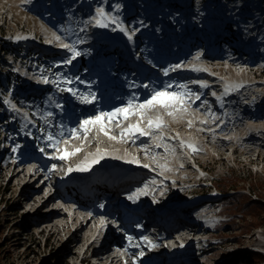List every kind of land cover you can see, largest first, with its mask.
<instances>
[{"label": "rangeland", "instance_id": "obj_1", "mask_svg": "<svg viewBox=\"0 0 264 264\" xmlns=\"http://www.w3.org/2000/svg\"><path fill=\"white\" fill-rule=\"evenodd\" d=\"M114 1L116 0H113V3H116ZM189 1L193 2L196 8L200 5V0ZM14 2L15 0H0V26L3 20H6L4 17L8 11L18 13ZM220 4L228 6L224 13L232 14L237 22L246 21L251 15L264 16V0H222ZM147 5L151 8L150 3ZM215 12H218L217 9ZM2 26L4 28L2 27L1 31L6 33L7 38L4 43L0 41V96L11 97L17 91L14 84L17 73L25 74V70L20 68L19 61H16V50H20L19 43L12 41L19 36L20 30L23 34L36 32L37 24L33 18L24 19L23 16L19 24L15 22L13 25L7 21ZM20 56H23V53ZM243 74V72L239 73L243 79L251 77L250 74ZM257 82L261 84L239 87L236 93L249 95L244 103L235 101L232 112L227 115L228 118L215 126L218 132H214L213 127L206 126L204 128L207 132L206 136H198L197 130H192V127L184 123L181 115L168 117L163 121L165 126L155 129L150 135L151 139L155 138L154 145L161 143L160 149L164 150L152 152L149 148L148 152L143 151L138 158L142 165L151 164V168L155 169L157 166L161 169L160 176L163 181L155 179L161 186L152 189H155L154 191L157 189L159 195L149 197L152 200L160 199L164 203L173 202V207L178 208L169 219L171 220L169 229L183 221L198 225L195 228L196 234L192 235L196 244L190 247V256L178 260L175 264H229L238 256L253 252L251 249H264V220L261 219H264V214L259 216L255 224L249 215L241 216L227 212L220 201L222 195L212 188L210 183L218 182L220 178L229 174L235 175L241 181L239 185L244 186L241 192L245 197L242 200L246 202L252 199L264 204V117H252L249 114L251 109L264 106L261 104L264 100V80ZM2 109L0 116L4 114L7 117L11 113L10 107L5 109L8 113ZM214 117L218 119L220 116L216 113ZM251 122H255V126H252ZM167 123L171 129L166 125ZM24 128L15 132L9 127L8 121L6 124H0V141L12 139L14 142L17 141V138L23 134ZM238 128L245 129L246 133L255 130L257 133L250 134L254 140H246V134L240 132ZM172 130L180 134L187 150L186 145L195 146L197 151H191V155L196 159L200 172L189 167L176 169L172 162L174 159L190 161V158L182 151L177 152L176 147L174 151L165 150V145L170 148L174 146V141L167 140L171 137ZM159 137H163V140L158 139ZM10 146L11 144H7L6 147ZM6 147L0 149V264H105L109 258L111 259V255L104 257L102 262L97 258L99 256L88 258L92 248L89 250L85 248L89 244L87 239L94 229L95 220H91L88 228L79 231L90 218L89 214L77 205L79 201L77 198L70 202L54 198L57 201L55 204L50 202L45 208L37 210L51 194L50 187L47 185L43 190L36 192L42 181L32 185L35 176L27 180L26 176L29 172L24 169V173H18L23 167L11 162L10 155L3 153ZM130 148L135 149L131 146ZM180 148L182 149L181 145ZM252 149L254 152L250 151ZM77 157L80 158V154L76 155L74 160ZM161 165L166 166L167 170H163ZM14 167L16 169L13 172ZM151 181L152 179L148 178L140 187L147 186ZM260 185L263 188L259 189ZM140 191L143 192L142 189ZM130 195L134 196V193ZM62 203H67L70 211L67 207L63 208L62 213L66 217L57 216L54 220L55 225L51 228V223H48L49 216L58 205L62 206ZM72 205L77 208L74 213L70 209ZM73 216H76L77 221L71 224ZM117 245L119 244H113L112 247ZM123 247L126 249L125 245ZM136 254L131 257L128 264H140V262L143 264L148 259L147 250ZM143 255L146 256L144 259ZM83 257H87L88 260L83 261ZM121 258L124 261V255ZM160 260L162 264H170L163 258ZM259 264H264V261Z\"/></svg>", "mask_w": 264, "mask_h": 264}, {"label": "bare ground", "instance_id": "obj_2", "mask_svg": "<svg viewBox=\"0 0 264 264\" xmlns=\"http://www.w3.org/2000/svg\"><path fill=\"white\" fill-rule=\"evenodd\" d=\"M38 1H41V0H38ZM124 1L125 0H116V1H114V2H116V3H114V5L107 4L106 7H108V9H106L104 6H101V8H98L96 10L95 16H92V18L89 17L90 19L88 18V19H86V21L81 20L79 17H77L76 11H67L65 13H59V15L63 14V16H66V20H67V23H65L66 25L63 26L66 28L65 34H67L65 36V38L63 37L64 39L58 43L53 42V41H49V40L46 41L45 43H41L40 41L38 42L37 38L30 37L29 43H33V45H32V48H29V49L37 48L36 50H43L44 52L41 53V55H40L41 57H47L49 55L50 56L53 55L54 53H59L60 55L55 57L51 61L65 62V61L71 60V63H72V61H73V59H71L73 57L72 53L69 52L68 49L63 46L65 44H69L75 48V51L78 54L83 49L84 50L86 49L87 50L86 54L89 57V63H91L93 61V59L97 61L99 58V56H97V57L92 56L93 54H95L94 50L96 47L95 44L97 42H99V43L103 42V43H106L112 47L118 44V45H120V47H119L120 51L119 52L122 53L123 59L125 60V58H129L128 61L129 62L131 61V67H133V68L136 67L135 61L132 59L131 53H130V45H131L130 42H131V40L129 38H127L125 30L121 25L123 23V19L121 16L122 14L119 13V9H121V5L123 6ZM113 6H116V8L111 11L110 16H108L106 14V16L104 15V18L102 17L103 19L99 16L100 14L98 13V10L102 9V10H108L109 11V9ZM76 7H77L76 9L80 8V6H76ZM49 19H51V18L49 17ZM164 19L165 18H162V21ZM41 21L44 22L43 20H41ZM90 24H92V27L94 26L93 30L91 32L90 31L85 32V30L87 29L88 26H90ZM101 25H103V26H101ZM57 31L64 32V29H61V27H59V29ZM96 34H98L99 40L96 42L95 41L91 42V39L93 37H95L92 35H96ZM58 44H61V45L58 46ZM140 46H141V43H139L138 47H140ZM77 56L78 55H76L75 58H77ZM43 62H45L46 68H49L53 65L51 63H50V65L47 64V62H49V60H47V61L43 60ZM71 63H67V66L69 67V69H68L69 71H67V73H69V74L71 72L70 69L73 66ZM111 63H112L111 61L103 62V66L101 67V69H103V72H101L99 75V80L102 81L103 83L107 84V88L109 90H106V91H110V93H109L110 96H109V94L106 95V97H108V99H107L106 106H104V110H102V111H110L112 109L111 104L114 102L112 98H113V95L115 93L130 96V98L127 100V99L120 98V96L118 95V97H117L118 101L121 103L119 105V107L126 104L133 97L136 98L134 102H140L146 96L151 95L148 92L143 91L139 84H133V83L128 84L127 82H129V81H127V80L123 81L124 82L123 86L118 87L119 84H117V81L119 78H117L116 74H114V73L112 74L113 67H112ZM89 68L91 69L90 70L91 74H93V73L97 74L98 70L95 69V66L91 67V65L89 64ZM179 75H182V74H179ZM175 76L176 75H171L168 77V79L171 80ZM96 79H98V76H96ZM60 81H62V80H60ZM164 81H165V84H167L168 80H164ZM57 82H59V81L57 80ZM93 82L94 81H92V83ZM74 83H75V81H71L70 85L67 86L66 88L70 89L69 87H71V85ZM76 85H78L80 89H85V91L91 90L89 88L90 86L89 85L87 86V84H85L84 81L83 82L77 81ZM226 85H229V83H227ZM95 87H96V90L101 89V86H99V85H95ZM111 88H114L116 90H111ZM178 90L183 92L182 88H179ZM232 91L235 92L236 89L234 88ZM238 94H239V92H237L236 95L232 99L233 100L236 99V101H238V102L240 101L241 103H244L247 96L249 95L248 93L247 94L246 93H240L239 97H238ZM263 105H264V103H263ZM65 111L66 110H65V107L63 105L60 107V110H58L55 107L51 108L50 103H47L44 107H42L39 110L40 113L45 114L47 120L50 121L51 123L53 122V116H56L59 114V116L61 118V128L59 129L60 132H62L66 128V123L64 121H65L66 117L68 116V113ZM22 113L23 114H21L20 111L16 112L17 116L26 117V113H24V112H22ZM164 113L165 112H163V109H155L151 112H148L147 116H150V117L159 116L162 118V120H165ZM122 120L123 119H120L119 126H117L115 122H113L112 124L109 125L110 135L117 136L118 140H110L108 137L99 133L96 129H93L91 132L88 133L87 139H85L86 143L83 141V138H84L83 134H79V138L71 139L70 141L72 142V145L69 142L67 144V146L69 147V149H73V148L76 149L79 146L81 147L80 148L81 150L78 153L82 154V151H83V154L81 155L82 162H84L86 159L91 160L93 158V156L95 154H97V152L99 151V153L103 154V159H101L99 163L93 164L92 166L95 167L94 169L96 171L101 169L104 172H106V174L109 176L111 171H110V169H108V167L110 166V163L115 164V161H113V159L110 158L111 154L118 153L117 155H119L123 151L124 153L122 155L124 157L131 158V157H135L134 155H137V153H138L137 148H135L134 150L130 148L131 143L133 141L134 142H137V141L134 139L133 140L120 141L119 140V135H120L119 133H120L122 128H126L130 124H136L139 120V117L131 116L130 118H128L127 123L121 122ZM219 120H220V118H219ZM193 121L194 120L191 119V126H189V127H192L191 128L192 130L195 129L196 126H198V124L193 123ZM218 121H215V119H213L212 123L209 122L207 127H213L214 132L215 131L218 132V130L215 129V126L217 125ZM29 122L30 121H28V123ZM224 123H226V122H224ZM250 124L252 126H255V122L254 123L251 122ZM25 125H27V124H25ZM166 125L169 127V129H171V126L169 125V123H167ZM163 126H165V124H163ZM205 127H206V125H204V127H202V128H205ZM261 127H263V126H261ZM27 128L28 127L24 128L23 134H22V137L25 140V142H29L31 140V134H32V133H29V130ZM238 129L240 130V132H243L246 134V138H245L246 140H249V141L254 140L253 136H250V134L251 133H257L255 130H250L249 133H246L245 129H242V128H238ZM154 131L155 130H153V132ZM206 134H207V132H199L198 136H206ZM89 135H92L93 139H91L89 137ZM174 137H176V138L179 137V141H178L179 144L178 145H181L182 139L180 137V134L174 130H172L171 137H168L167 140H169V142L175 141ZM141 143L142 144H148V141L145 140V141H142ZM59 144L64 145L61 140H59ZM173 144H174V146L171 147L172 149H174L175 146L177 145L175 143H173ZM70 145H71V147H70ZM169 145H171V144H169ZM118 148H120V149H118ZM65 149L67 150L66 147H65ZM250 151L254 152V149H252ZM57 155H58V153H57ZM33 156L37 160H39V162H41V163H44L46 161V158H44V155L40 154L39 151H35L33 153ZM259 157H260V154H259ZM134 159L136 160V158H134ZM39 162L29 161V162H27V164L37 165ZM15 169H16V167L13 168V172ZM18 173H24V168L21 171H19ZM28 174L29 175L26 176L27 180H30L32 178V176L35 175V173H28ZM62 179L65 181H72L75 179H78V180L83 179V180L87 181L89 178L87 175L86 176L72 175V176H63ZM48 180H49V178L44 179V175H40L38 178H36L33 181L32 185H36L42 181L41 186L39 187V189L36 192L43 190L44 187H47ZM157 191L158 190H156L154 195H156ZM157 194L159 195V193H157ZM53 196H54V194L48 195L45 198V200L41 203V205L39 206V208L37 210L45 208V206H48V204L50 202L55 204L57 201L54 200V198H56V197L55 196L53 197ZM173 206H174L173 202H172V204L168 205L169 209L172 208L169 211V213L178 209L177 207H173ZM66 207L68 208L69 205L67 203H62V207H61V205H58L56 207L55 211L53 213H51V215L49 216L50 219L48 221V223H51V228L54 227V225H55L54 220L57 218V216L58 217L65 216V215H63L62 211H63V208H66ZM76 209L77 208L75 207V205L71 206V210L73 211V213H74V211H76ZM103 219H105V216L104 217L100 216V220H103ZM91 220H92V218L86 220L84 226H82L79 231L82 232L83 230L88 228V226L91 223ZM76 221H77L76 216H73L71 218L70 223L73 224V223H76ZM197 226L198 225L196 223H192L190 221L189 222L183 221L181 223H178L172 229H164L162 227L161 228L158 227L157 225H152V226L150 225L148 232H150L152 230L151 234H153V233L160 234V232L165 231L166 236L162 237L160 239V242H163L164 246L167 248L168 246H172L175 244V241H173L174 236H176L177 238H181V236H182L181 234L183 233V231H185L187 233H191L193 235L196 234L197 231H195V228H197ZM90 248H92L91 244L87 245L85 250H89ZM138 252H139V250H137V249H128V248L125 249L123 247V245H117L114 248L110 247V245H106L101 250L100 256L97 258L99 259V261L102 262L104 260L103 259L104 257L106 258V257L110 256L111 254H114L113 257L111 259H109L105 264H128V261L131 259V257L136 256L137 255L136 253H138ZM160 253L162 254V253H164V251H160ZM94 255H95V253H91V256H89L88 258H91V257L94 258ZM122 255H124V261H122V258H121ZM88 258L83 257L82 260L87 261ZM150 263L155 264L153 261H151ZM140 264H142V263L140 262Z\"/></svg>", "mask_w": 264, "mask_h": 264}, {"label": "snow or ice", "instance_id": "obj_3", "mask_svg": "<svg viewBox=\"0 0 264 264\" xmlns=\"http://www.w3.org/2000/svg\"><path fill=\"white\" fill-rule=\"evenodd\" d=\"M98 13L100 15H103L102 10H98ZM55 38L57 41L60 40L59 36H56ZM63 46L67 48L69 52L72 53L73 58H75V56L78 54L75 51V48L73 46L69 44H65ZM65 63H71V60L65 61ZM180 67H181L180 65L175 66V68H180ZM165 75H167V70H165ZM45 82L47 83L48 81L46 80ZM171 87L172 85L168 84V85H165L164 89L162 90L153 89L151 92V95L146 96L140 102H134L136 98L133 97L121 107H115L111 109L110 111H100L94 116H89L85 119H82L80 120L77 128H72L69 130L70 136L72 138H79L78 134H83L84 138L87 139L88 133L91 132L93 129H96L99 133L108 137L110 140H118L117 136L110 135L109 125L115 122L116 125L119 126L120 119L127 120L131 116H136V117H139L138 122L136 124H130L126 128H122L120 131L119 140L120 141L133 140L134 137L136 136L148 137L151 135V132L153 130L159 129L160 127L163 126V120L161 117L147 116L148 112H151L155 109H163L165 114H167L168 116H174L177 112L186 111L187 106H190V105H187V102H186V96L192 94L190 93V90L189 92L168 91V89ZM178 87L184 88L185 86L179 85ZM202 87H206V85H202ZM68 91H71V89H68ZM91 95L93 96V100H94L95 95L94 94H91ZM196 99L199 100L200 96L196 95ZM93 100L84 99L83 102L92 103ZM145 120H146L145 126L141 127V124L144 123ZM204 123H206V121ZM189 126H191V122H189ZM46 139L49 142L47 146L50 148H54L55 152L58 153V155L51 156L50 157L51 159L66 160L68 157L76 155L77 152L81 150L77 148L72 152H68L65 149H61L58 146L59 141L56 140L52 134H48ZM158 139L162 141L163 137H159ZM161 146H162L161 143H157L156 145L157 148ZM184 146H185L184 142L181 141V147H184ZM186 146L193 152L197 151L195 146L192 144H188ZM164 147L166 151H174V149L170 148L167 145H165ZM13 151H15V149H13ZM40 151L44 152L45 149L42 147ZM101 159H103V154L99 153L98 151L97 154H95L91 160L86 159L76 168L74 169L69 168L67 171L68 172L88 171L93 164L99 163ZM128 162L138 163V161L135 160L134 158L132 160H129ZM55 167H56L55 165H52V169H50V171L54 170ZM143 167L148 168L149 165L145 164L143 165ZM161 168L163 170H167L166 166L164 165H161ZM101 207L103 206L101 205ZM142 254L143 253H141V255Z\"/></svg>", "mask_w": 264, "mask_h": 264}, {"label": "trees", "instance_id": "obj_4", "mask_svg": "<svg viewBox=\"0 0 264 264\" xmlns=\"http://www.w3.org/2000/svg\"><path fill=\"white\" fill-rule=\"evenodd\" d=\"M240 182L241 181L237 176L229 174L223 178H220L218 182L210 183L212 188L218 190L222 195L220 201H222L224 209L227 212H233L234 214H240L241 216L249 215L252 218V221L257 224L259 216L264 214V204L252 199L244 202L242 198L245 197V195L241 192L244 190V186L239 185ZM258 187L259 189L263 188L261 185ZM231 191L232 193H230ZM261 219L262 221L264 220L263 218ZM263 261L264 256L262 254L250 252L245 255L238 256L233 260V262L229 264H248L251 262L259 264Z\"/></svg>", "mask_w": 264, "mask_h": 264}, {"label": "built area", "instance_id": "obj_5", "mask_svg": "<svg viewBox=\"0 0 264 264\" xmlns=\"http://www.w3.org/2000/svg\"><path fill=\"white\" fill-rule=\"evenodd\" d=\"M15 20L17 21V19L15 18ZM23 30V29H22ZM37 38V40L39 41V40H41V38L40 37H36ZM26 42L24 43L26 46L28 45V42L30 41V39L28 38V39H26L25 40ZM46 41H48L47 39H42V43H45ZM50 41H52V40H50ZM33 45V44H32ZM32 45H30V46H27V49L24 51V53H23V55H24V57H30L31 56V54L34 52V49H29V48H32ZM60 46V45H59ZM82 54V53H81ZM76 63V61L75 60H73L72 61V65H74ZM78 65H79V63L77 64V66H76V68L78 67ZM20 68L22 69V70H25L24 72H27L28 70H30L29 69V66H28V64H27V62H24V61H22L21 63H20ZM37 85H39V83H38V81H35L33 84H32V88L33 87H35V86H37ZM102 97H105L106 99H108V97H106V95H104V96H102ZM105 103H107V102H105ZM84 105V102H83V100H81V103H79V105H78V107L81 109V112L84 114V115H88V107H89V103H87L86 104V106L84 107V108H82V106Z\"/></svg>", "mask_w": 264, "mask_h": 264}]
</instances>
